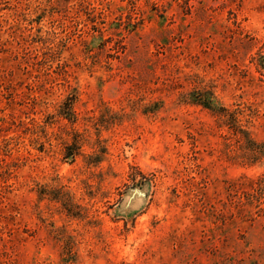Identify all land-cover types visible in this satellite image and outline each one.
<instances>
[{
	"label": "rangeland",
	"instance_id": "rangeland-1",
	"mask_svg": "<svg viewBox=\"0 0 264 264\" xmlns=\"http://www.w3.org/2000/svg\"><path fill=\"white\" fill-rule=\"evenodd\" d=\"M263 48L264 0H0V264H264Z\"/></svg>",
	"mask_w": 264,
	"mask_h": 264
},
{
	"label": "trees",
	"instance_id": "trees-1",
	"mask_svg": "<svg viewBox=\"0 0 264 264\" xmlns=\"http://www.w3.org/2000/svg\"><path fill=\"white\" fill-rule=\"evenodd\" d=\"M193 1L195 0H181L182 4L188 8L190 7V3ZM252 61L257 71H259V74L261 76H264V48L260 52L258 51L256 54H254V56L252 57ZM192 98L195 104L202 106L204 110H207L212 114H216V111H220L222 114L219 115L224 118L223 124L226 128L234 132V134L239 138V141L241 143L245 144L246 146L255 143L250 137V132L239 126V124H237L235 114H231V116L223 115L227 113V110L224 109L222 106H217L214 104V98L210 92H203L199 95H193ZM71 103H73V100L69 99L68 105L71 106ZM232 122H236L237 125H233Z\"/></svg>",
	"mask_w": 264,
	"mask_h": 264
}]
</instances>
